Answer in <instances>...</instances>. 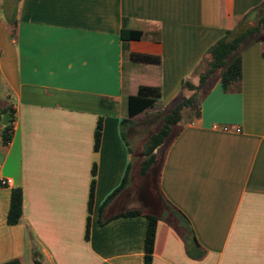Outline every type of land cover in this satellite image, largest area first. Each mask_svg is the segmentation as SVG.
Returning a JSON list of instances; mask_svg holds the SVG:
<instances>
[{
	"label": "crops",
	"instance_id": "0c3cea01",
	"mask_svg": "<svg viewBox=\"0 0 264 264\" xmlns=\"http://www.w3.org/2000/svg\"><path fill=\"white\" fill-rule=\"evenodd\" d=\"M247 13L254 22L264 0H0V79L13 111L1 117L3 127L13 122L11 140L0 137V264H32L30 236L46 264H143L147 219L116 215L154 209L150 170L139 172L144 119L172 105L206 50ZM263 54L264 40L241 51L240 82L229 91L213 83L154 167L166 216L153 212L152 264H264ZM139 86L158 87L160 97L129 118ZM14 187L22 219L8 225ZM169 205L190 223L202 258L186 254Z\"/></svg>",
	"mask_w": 264,
	"mask_h": 264
},
{
	"label": "trees",
	"instance_id": "16d2710c",
	"mask_svg": "<svg viewBox=\"0 0 264 264\" xmlns=\"http://www.w3.org/2000/svg\"><path fill=\"white\" fill-rule=\"evenodd\" d=\"M130 36L139 38L140 33L130 32ZM264 40V13L261 14L253 23H250L248 13L241 18L234 29L227 30L224 35L213 43L204 53V56L198 61L191 72V76L197 77V82L191 80V76L181 83V91L171 106L162 112L161 123L152 132L146 140L140 163V174L145 175L149 170L162 164V152L166 149L168 142L177 135L182 129V121L191 119L198 115L199 104L207 94L210 86L219 82L225 91H229L233 86H237L241 79V57L240 53L255 42ZM264 57V54H263ZM132 60L144 63H158V58L149 55H132ZM189 92L184 95L183 91ZM160 97L158 87L139 86L137 92L129 95L127 99L129 118L139 114H144L146 110L152 108L156 100ZM9 112L2 113L13 114L11 108ZM122 121V134H126V128L132 123V120ZM12 120L0 130V137L3 144H7L12 137ZM102 124L97 122L94 130V148L97 149L100 141ZM94 174V169L92 170ZM124 177L121 185L108 196L105 203L108 202L125 184ZM93 180L91 182L88 211L91 209L93 200ZM22 189L14 187L11 189L9 208L6 216L8 225H15L22 219ZM182 220L188 236L181 232V237L185 244L186 254L194 259H200L204 256L202 250L196 241L193 230L184 215L169 205ZM143 215L147 219V227L144 237V256L143 264H152V253L156 233V225L160 217L151 212L133 209L119 213L116 217H129ZM170 224L174 226L172 222ZM89 225L86 226L85 238H88ZM29 253L32 264H46L42 252L39 250L33 238L29 239ZM1 264H22L21 258H12Z\"/></svg>",
	"mask_w": 264,
	"mask_h": 264
},
{
	"label": "rangeland",
	"instance_id": "374dc122",
	"mask_svg": "<svg viewBox=\"0 0 264 264\" xmlns=\"http://www.w3.org/2000/svg\"><path fill=\"white\" fill-rule=\"evenodd\" d=\"M1 10H2L1 14H2V17L4 18V21L8 24L10 29H12V18L9 17L3 9ZM250 23H253V21H250ZM193 81L196 82L197 79L193 78ZM183 94L188 95L189 93L185 90ZM11 103H12L11 98L7 96V87L4 84V82H2V80L0 79V130L3 128V125L1 123L2 122L1 117L3 116L2 112L3 111L9 112L8 110L9 108H11ZM167 108L161 109L158 106L154 107L153 109L154 113L144 119V121H146V126L144 127V133L150 135L152 132L156 130V128L161 123L162 112L166 110ZM157 181H158V178H157L156 170L152 168L149 171V174L144 178V185H146L147 192H148V205L150 208H154L150 210L160 214L159 216H166V215H163L165 211H162L161 209L162 203L160 202V198L158 196ZM171 222L174 224V226L179 231H181L186 236H188V231L181 219L175 218L174 220H171Z\"/></svg>",
	"mask_w": 264,
	"mask_h": 264
},
{
	"label": "built area",
	"instance_id": "2783aa9c",
	"mask_svg": "<svg viewBox=\"0 0 264 264\" xmlns=\"http://www.w3.org/2000/svg\"><path fill=\"white\" fill-rule=\"evenodd\" d=\"M3 183L9 184L11 181L9 179H5L2 181Z\"/></svg>",
	"mask_w": 264,
	"mask_h": 264
}]
</instances>
